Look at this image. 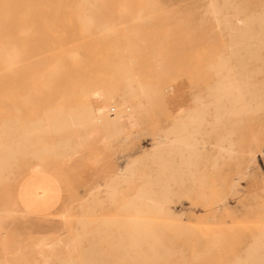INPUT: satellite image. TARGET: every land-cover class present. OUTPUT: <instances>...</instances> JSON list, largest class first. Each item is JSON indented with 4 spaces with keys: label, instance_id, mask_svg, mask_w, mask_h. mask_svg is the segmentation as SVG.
Masks as SVG:
<instances>
[{
    "label": "rangeland",
    "instance_id": "1",
    "mask_svg": "<svg viewBox=\"0 0 264 264\" xmlns=\"http://www.w3.org/2000/svg\"><path fill=\"white\" fill-rule=\"evenodd\" d=\"M229 1L0 0V143L14 149L0 150V264L264 263V0ZM230 65L239 73L222 69ZM127 67L145 89L134 100ZM232 74L262 79L251 81L252 104L245 96L254 109L217 122L210 103ZM122 96L132 112L122 125L131 126L110 140L120 124L105 126L100 146L48 151L60 139L74 145L66 129L22 144L46 112L79 111L84 99L118 106ZM197 110L198 153L163 201L167 172L155 181L154 149ZM46 173L59 180L60 208L29 214L19 192L42 197L56 186ZM143 186L155 200L144 201L153 226L134 247L121 221Z\"/></svg>",
    "mask_w": 264,
    "mask_h": 264
},
{
    "label": "bare ground",
    "instance_id": "2",
    "mask_svg": "<svg viewBox=\"0 0 264 264\" xmlns=\"http://www.w3.org/2000/svg\"><path fill=\"white\" fill-rule=\"evenodd\" d=\"M224 3L230 5L229 0H224ZM211 6L215 8L216 3H213ZM211 12L215 15V19L220 23L216 9H213ZM246 21L247 20L239 19L238 23L244 25ZM236 53H238V51L231 52L230 56H233ZM225 61L233 60H223V62ZM222 69H225L230 73L233 71H235L234 73H239L240 71V69L231 65ZM124 73L125 74L122 78L124 79L125 87H127L125 95L128 97V100L136 99L137 92H143V94H145V89L143 87L134 86L133 79L129 75L130 72L128 67L127 69H124ZM227 78V81L218 88L219 93L215 97V101L210 103H215L218 107L217 109H219L216 114L217 122L221 121L229 113L243 114L253 110L254 107L251 104L254 102V97L256 95L255 91L251 90V87L257 86L258 83H253L251 81L257 79L258 82H261L262 80L254 75L244 76L238 74L228 75ZM124 82L122 81V84ZM247 93H249L253 99L251 104H248L245 101ZM126 96L120 98L121 101L118 106L107 105L105 107H99L95 106L90 100L84 99V103L81 106L82 109L79 111L57 108L51 114L46 112L36 123L25 127L23 134L21 135L22 144L24 141L35 139V137H37L35 140L41 141L46 135H53L57 132L62 134L66 129L73 135V146H70L64 139H60L58 142L54 141L51 145L46 143L45 148L54 153L58 150H62L63 153H65V156H72L73 153H76L79 146L89 142L90 135L93 131L99 134L104 130L105 126H108L110 123L118 122L120 124L119 126L122 127L121 129H119V126L114 127L113 131L108 133L106 137L110 140L112 137L118 135L122 128L131 126V123L122 125V119L129 120L130 114H132L131 110H129L131 105L128 102L122 101ZM223 101L225 102V105L221 106L220 103ZM204 121V115L200 110L194 111V115H191L190 120L177 119L169 127L165 135L162 136V140L156 145L157 147H155L154 151L157 159L156 164L158 166V174L155 181L160 182L161 179L159 178V175L165 173V171L167 172V177L165 178V193L162 196L163 201L169 200L171 186L178 183L183 184L185 182L186 166L191 164L190 159L193 155H196L199 150L197 147L199 143L198 134L200 133V126ZM187 122H195L196 125L192 123L191 127L188 128L186 126ZM58 138H60V136ZM2 149L8 150V152L14 151L13 148H7L0 143V150ZM20 150H22V146L20 147ZM6 160L7 156L4 154L3 161ZM149 182H151V180ZM145 199L149 202L155 201L151 197L150 190L143 186L141 191L138 192L136 199L128 204L129 211L127 218L121 221L122 224L131 225V232L133 233L131 236V244L134 247H141L143 238L146 237V233L151 232L153 226V223L146 219V216L149 213L147 208L150 205L144 202ZM151 205L154 206L153 204ZM157 209L162 210L161 207ZM80 222L85 221L81 220ZM104 222H106V224H113L116 223V220L108 218ZM138 262H146V259H139ZM261 262L263 263L264 259Z\"/></svg>",
    "mask_w": 264,
    "mask_h": 264
},
{
    "label": "crops",
    "instance_id": "3",
    "mask_svg": "<svg viewBox=\"0 0 264 264\" xmlns=\"http://www.w3.org/2000/svg\"><path fill=\"white\" fill-rule=\"evenodd\" d=\"M102 134H97L93 131L90 135V145L91 146H100L102 143ZM47 177H50L52 180H56V186H48L46 192L42 197L34 198L32 200L28 195L26 190L22 187L19 192V198L25 204V211L32 215L38 216H47L55 213L60 208V202L58 201L59 193V180L54 176V174L46 173L44 174Z\"/></svg>",
    "mask_w": 264,
    "mask_h": 264
}]
</instances>
